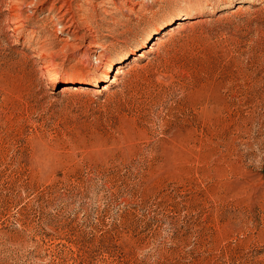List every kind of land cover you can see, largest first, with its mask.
Instances as JSON below:
<instances>
[{
  "label": "rangeland",
  "instance_id": "1",
  "mask_svg": "<svg viewBox=\"0 0 264 264\" xmlns=\"http://www.w3.org/2000/svg\"><path fill=\"white\" fill-rule=\"evenodd\" d=\"M0 264H264V0H0Z\"/></svg>",
  "mask_w": 264,
  "mask_h": 264
},
{
  "label": "bare ground",
  "instance_id": "2",
  "mask_svg": "<svg viewBox=\"0 0 264 264\" xmlns=\"http://www.w3.org/2000/svg\"><path fill=\"white\" fill-rule=\"evenodd\" d=\"M61 11V10H60ZM64 15H66V14H63V16L61 15V17H64ZM186 18H190V16H186ZM181 24V23H180ZM66 28H70V27H67L66 26ZM155 44V43H154ZM144 45H146V43H144L143 44V46ZM149 48H151V47H149ZM129 57V55H125L123 58H122V62H124V61H126L127 60V58ZM115 77H113V78H109V76H107L106 77V79H104V80H102L103 82H105V83H107V82H111V83H113L114 81H115V79H114ZM48 83V82H47ZM107 89V86H103V90H106ZM97 93V92H96ZM99 93V92H98Z\"/></svg>",
  "mask_w": 264,
  "mask_h": 264
}]
</instances>
